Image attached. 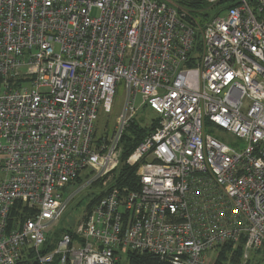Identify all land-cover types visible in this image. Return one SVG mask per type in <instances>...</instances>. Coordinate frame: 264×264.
<instances>
[{
    "label": "built area",
    "instance_id": "built-area-1",
    "mask_svg": "<svg viewBox=\"0 0 264 264\" xmlns=\"http://www.w3.org/2000/svg\"><path fill=\"white\" fill-rule=\"evenodd\" d=\"M221 1L0 0V264H215L224 245L244 260L264 247V0ZM121 81L124 110L97 138ZM144 108L159 125L127 160L137 188L111 186L79 244L66 233L44 253L69 187L118 168Z\"/></svg>",
    "mask_w": 264,
    "mask_h": 264
},
{
    "label": "rangeland",
    "instance_id": "rangeland-1",
    "mask_svg": "<svg viewBox=\"0 0 264 264\" xmlns=\"http://www.w3.org/2000/svg\"><path fill=\"white\" fill-rule=\"evenodd\" d=\"M126 97L127 92L125 83L124 81H121L118 84L116 90L112 111L110 113L101 111L99 114V119L96 122L97 138H106L107 140L110 139L114 131L116 119L123 112L126 105ZM156 119L157 114L154 111L148 108L146 110L140 109V112L138 113V115H136L134 123L139 127L150 130L152 126V120ZM219 139L234 148L243 145V142L240 139L228 133L219 136ZM124 165H129L127 160L124 161L121 166ZM119 166L112 173L106 174L96 180L92 187H85V185H83V187L80 188L84 180H88L92 177V175L89 176V172H85L82 174L81 179L78 181L77 187H75V184L69 187L66 195L67 197H70L71 202L69 203L67 211L65 212L63 217L50 230L49 235L54 243L64 234L71 233L73 234V236L75 235V245L79 244V240L76 236L77 233L82 227L88 214L92 211L93 207L96 206L104 198L112 183L118 178L119 169L121 167ZM75 188L78 189L75 190ZM262 249L253 251L249 255L248 259L244 260L242 258L239 260V262L241 264H246L247 261H250V264H264V250ZM222 252L223 251H221V253ZM221 253H218V257L217 254H213V258L216 259V262H218L219 260V255L221 257ZM131 254H133V252L123 251V253L119 256L118 264H130L129 256ZM226 256L229 259L228 262H224V264H230L229 260L232 257V254L230 252H226Z\"/></svg>",
    "mask_w": 264,
    "mask_h": 264
},
{
    "label": "trees",
    "instance_id": "trees-1",
    "mask_svg": "<svg viewBox=\"0 0 264 264\" xmlns=\"http://www.w3.org/2000/svg\"><path fill=\"white\" fill-rule=\"evenodd\" d=\"M228 0H223L219 4V11L223 10L227 5ZM199 4L196 2H192V7H197ZM210 8L207 6V9L202 14V19L206 20L208 17L210 18ZM218 11V12H219ZM144 108L143 110H146ZM159 125V119L152 120V126L150 130L145 128L139 127L134 121L131 123L129 129L125 132L123 139L121 141V148H122V155H121V164L131 156V154L136 150V148L141 144L144 139L149 135L151 132L155 131L157 126ZM119 166V167H120ZM137 167H130L129 165L121 166L119 169V176L118 178L112 183L113 186L118 187H128L130 189H136L138 184V178L136 177ZM71 234V233H69ZM61 238V237H60ZM59 238V239H60ZM58 239V240H59ZM58 240L54 243L50 236L48 237V241L46 246L44 247V253L51 252L56 248V244ZM264 250V248L262 249ZM221 251H223L221 253ZM226 252H230L232 257L230 258V264H241L239 262L240 259L243 258L244 254V247L243 244H239L238 246H234L233 244H227L221 247L218 250V253H221V257L219 255V260L215 264H224V262H228V257L226 256ZM130 254V253H129ZM130 264H163L157 258H154L150 255H140L137 253L131 254L129 256ZM250 262V261H249ZM248 261L246 264H250ZM19 264H30L28 260H23Z\"/></svg>",
    "mask_w": 264,
    "mask_h": 264
}]
</instances>
